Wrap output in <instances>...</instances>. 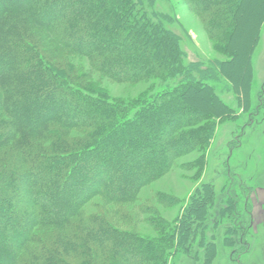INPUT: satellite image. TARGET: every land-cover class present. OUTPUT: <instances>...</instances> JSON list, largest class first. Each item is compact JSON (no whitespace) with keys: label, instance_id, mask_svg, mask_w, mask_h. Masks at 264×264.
Listing matches in <instances>:
<instances>
[{"label":"trees","instance_id":"obj_1","mask_svg":"<svg viewBox=\"0 0 264 264\" xmlns=\"http://www.w3.org/2000/svg\"><path fill=\"white\" fill-rule=\"evenodd\" d=\"M193 1L201 6L208 34L222 40L224 52H230L235 26V8L230 7L255 1L189 0L191 5ZM143 5L144 0H0V264H74L67 252L84 257L78 264H144L145 259L148 264H167L165 247L142 246L139 238L113 231L103 218L80 217L77 227L85 233H67L64 242L51 230L52 242L45 241L36 230L64 225L93 195L129 200L140 186L165 172L169 159L205 147L211 136L212 123H200L209 116L208 107L220 102L211 86L198 84L215 70L214 63L192 62L180 70V37L157 19L163 15ZM37 27L55 41L56 53L86 57L90 71L115 82L179 78L159 102L146 100L140 104H147L145 108L128 117L122 101L85 93L82 82L73 86L70 82L80 74L65 55L55 63L44 62L40 49L46 45L35 39ZM223 64L228 65H217L219 71ZM6 74L13 79L4 78ZM23 87L25 93L20 92ZM16 88L18 94L10 96ZM40 99L46 108L39 111ZM130 103L134 108L138 104ZM51 121L59 128L48 127ZM183 127L188 129L181 131ZM75 128L85 129L82 137L69 132ZM130 128L135 131L124 134ZM137 128L161 135L163 144L158 146L153 139L143 141L155 147L156 154L135 149ZM44 138L51 140L45 145ZM163 149L169 153L166 163ZM113 166L118 172L110 174ZM182 231H188L185 225ZM89 239L107 244L92 248ZM130 248L140 256L127 257Z\"/></svg>","mask_w":264,"mask_h":264},{"label":"rangeland","instance_id":"obj_2","mask_svg":"<svg viewBox=\"0 0 264 264\" xmlns=\"http://www.w3.org/2000/svg\"><path fill=\"white\" fill-rule=\"evenodd\" d=\"M253 1L255 3L250 6L238 8L233 3L230 7L235 8V26L227 53L222 48V40L208 34L199 2L193 1L191 5L189 0H153V4L148 5L144 0L143 7L163 15L157 19L180 37V70L192 62L207 66L214 63L215 70L204 75L202 84H198L201 88L211 86L220 102V105L208 107L210 114L200 123V126L212 123L211 136L205 147L192 148L169 159L165 172L140 186L129 200L93 195L64 225L37 227L45 241L52 242L51 230L64 242L67 233L72 235L79 231L78 222L83 219L80 217L94 216L107 221L113 231L124 233L126 238H139L142 246L165 247L169 252L165 257L167 264H264V0ZM34 35L46 45L44 48L40 44L44 48L40 49L44 62L55 63L56 59L63 58L62 55L66 56L64 50L63 53L55 52V41L44 30L38 28ZM67 52V63L73 65L74 73L80 74L70 83L80 86L82 82L81 88L94 97L101 96L109 102L122 101L128 109V117H134L137 111L145 108L147 104L143 107L140 104L146 100L159 102L161 94L172 88L174 80L179 78L176 75L162 81L152 76L139 82H115L99 72L90 71L86 57L71 56L70 51ZM222 63L228 65L223 64L219 71L217 65ZM82 72H90V79L83 77ZM6 75L4 78L13 79L12 74ZM21 89L20 92L25 93V87ZM17 92V88L12 89L10 96ZM133 100L138 103L135 108L130 106ZM39 105V111L46 108L42 99ZM187 116L185 112L181 120ZM51 126L59 128L52 121L48 127ZM187 129L183 127L181 131ZM128 131L135 130L124 129V134ZM69 132L80 138L85 129H69ZM136 134L135 149L149 151V155L156 154L157 149L143 144L144 140L153 139L157 146L163 144L161 135L150 133L147 128H137ZM46 139L42 142L45 145L51 140ZM171 142L177 141L172 139ZM163 152V163H166L169 153L164 149ZM122 158L130 162L128 157ZM145 166L147 169L149 164ZM115 172L118 171L114 166L109 168L110 174ZM105 176L108 178L109 174ZM69 188L71 186L66 191ZM184 225L188 230L185 235ZM80 231L85 233L81 227ZM32 239L29 244H33ZM87 243L92 248L107 244L90 239ZM134 251L130 248L127 257L140 256ZM66 258L76 264L84 257L67 252ZM144 261L148 264L146 259Z\"/></svg>","mask_w":264,"mask_h":264}]
</instances>
